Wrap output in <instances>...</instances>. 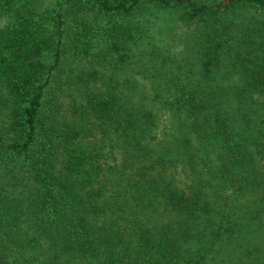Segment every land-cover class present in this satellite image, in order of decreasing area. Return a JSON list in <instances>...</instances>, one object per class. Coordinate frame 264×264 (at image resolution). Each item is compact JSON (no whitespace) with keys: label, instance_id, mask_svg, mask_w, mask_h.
<instances>
[{"label":"trees","instance_id":"trees-1","mask_svg":"<svg viewBox=\"0 0 264 264\" xmlns=\"http://www.w3.org/2000/svg\"><path fill=\"white\" fill-rule=\"evenodd\" d=\"M0 264H264V0H0Z\"/></svg>","mask_w":264,"mask_h":264}]
</instances>
